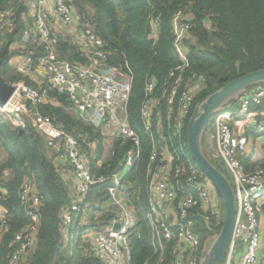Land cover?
<instances>
[{
    "label": "built area",
    "instance_id": "1",
    "mask_svg": "<svg viewBox=\"0 0 264 264\" xmlns=\"http://www.w3.org/2000/svg\"><path fill=\"white\" fill-rule=\"evenodd\" d=\"M21 5L25 26L18 44L24 50L16 71L29 76L35 85L24 80L9 83L14 87L13 98L0 106V114L11 116L8 120L14 125L37 129L55 169L71 173L72 194L60 212L63 239H68L70 226L77 223L78 243L84 255L101 264H132L130 242L138 209L132 203V186L125 177L137 167L147 145L144 202L152 252L142 264H200L204 244L200 243L195 223L204 222L212 236L223 226L224 210L216 189L190 160L183 142L195 98L206 86L202 75H184L188 66L185 42L192 25L189 15L178 12L172 19L170 31L179 64L159 85L152 78L146 79L136 129L129 123L127 108L131 73L111 64V51L71 0H8L0 8V31L15 26V9ZM157 30L158 20L153 18L151 39H156ZM61 41L75 46L77 60L61 58ZM34 47H40L42 54L36 57ZM44 82L50 90L66 94L68 110L101 133L108 149L106 158L113 154L115 141L125 147L114 169L106 173L92 171L91 159L98 156L95 158L90 151L96 143L86 136L90 148L86 151L79 137L38 111L37 104L47 98L46 91L39 87ZM235 102V106L230 104L213 115L204 132L210 150L207 155L217 157L225 166L236 199V219L223 264H264V230L260 234L259 228L264 216V167L246 171L240 159L248 155L249 132L264 134V112L250 111L264 102V83L248 89ZM106 158L96 160L95 166L101 167ZM123 166L127 171L120 179L116 170ZM98 184H105L109 204L116 207L100 213H109L106 232L94 230L90 219L98 220L100 214L92 216L86 201L90 189ZM3 196L4 190L0 189V199ZM19 199L30 221L15 232L6 264L20 263L32 250L39 227L40 197L29 178L21 184ZM135 199H140L139 191ZM4 218L0 214V235ZM117 223L118 228H114ZM239 252L240 258L236 259ZM166 256L169 259L165 263Z\"/></svg>",
    "mask_w": 264,
    "mask_h": 264
},
{
    "label": "trees",
    "instance_id": "2",
    "mask_svg": "<svg viewBox=\"0 0 264 264\" xmlns=\"http://www.w3.org/2000/svg\"><path fill=\"white\" fill-rule=\"evenodd\" d=\"M8 0H0V8ZM82 19L88 21L97 34L104 40L107 50L111 51L110 62L121 65L131 73V94L128 100L129 123L138 129V111L143 99L144 84L152 78L158 85L168 75L170 69L179 64L173 45L171 22L178 12L191 18L185 47L187 48L188 66L184 75L195 73L205 78L206 86L195 98L192 111L210 93L216 91L229 80L244 73L264 67V0H71ZM8 3V2H7ZM24 6L15 9V26L4 35L0 46L1 74L6 82L23 79L20 73H12L10 59L16 53L11 45L20 42V35L25 26L22 21ZM187 12V14H186ZM158 20L157 37H149L150 21ZM1 37V38H3ZM61 58L77 60L76 48L68 41H61ZM35 56L42 54L40 47L33 48ZM36 62V59H35ZM25 82L35 85L29 76ZM46 91V100L37 104L38 111L60 124L66 132L79 137L82 146L90 151L88 138L96 143L99 152L103 148L101 133L78 119L68 107V97L49 89L46 82L40 86ZM234 101L230 104L235 106ZM252 112H264V102L250 108ZM192 113V112H191ZM209 126L206 125V129ZM205 129V130H206ZM206 132V131H205ZM255 138L254 132H249ZM88 136V138L86 137ZM144 138V135L141 134ZM205 137H203L204 142ZM185 151L192 162L186 140V126L183 133ZM124 146L114 142L113 154L109 155L101 167H96V160L90 165L94 172H110L122 157ZM0 189L4 196L0 204L6 213L1 225L0 264H6L11 252V242L15 232L29 223L26 209L19 199V189L25 178L34 182L40 197L39 227L35 244L18 264H101L90 255H84L77 232V223L70 226L68 239L61 235L60 212L70 201L67 181L55 169L48 157L43 135L33 127H24L19 131L11 122L0 114ZM148 156V146L144 145L137 167L132 168L125 177L131 184L132 203L138 209L137 225L133 229L130 242L131 263L142 264L151 254L150 231L145 219L146 205L144 173ZM212 163L230 180L226 171L219 164ZM246 171L255 167H264V155L252 164L248 159L240 158ZM4 171L6 173H4ZM105 184L93 186L86 196V201L107 200ZM139 191L140 199L136 200ZM219 195V194H218ZM220 199V196H219ZM222 208L223 203L220 199ZM92 216L100 210L93 209ZM100 214V212L98 213ZM107 214H100L91 225H98ZM200 243L203 245L210 236L204 222L195 223ZM72 237L77 238L74 249L69 248ZM169 256H166L168 261Z\"/></svg>",
    "mask_w": 264,
    "mask_h": 264
},
{
    "label": "water",
    "instance_id": "3",
    "mask_svg": "<svg viewBox=\"0 0 264 264\" xmlns=\"http://www.w3.org/2000/svg\"><path fill=\"white\" fill-rule=\"evenodd\" d=\"M1 64V62H0ZM264 83V67L244 73L226 82L195 105L186 125V140L191 159L210 180L224 206V222L218 233L204 243V254L200 264H223L232 229L236 219V199L230 180L207 157L203 149L206 124L217 112L237 101L248 89ZM14 91L1 74L0 66V106H4ZM24 131V126H16ZM119 168V167H118ZM123 188H126L124 186ZM107 223V217L98 225ZM117 223L114 228H118Z\"/></svg>",
    "mask_w": 264,
    "mask_h": 264
},
{
    "label": "rangeland",
    "instance_id": "4",
    "mask_svg": "<svg viewBox=\"0 0 264 264\" xmlns=\"http://www.w3.org/2000/svg\"><path fill=\"white\" fill-rule=\"evenodd\" d=\"M9 30L10 29H7V30H3V31H0V46H1V43H2V40L4 39V35H6V33L8 32L9 33ZM1 37H3V38H1ZM20 41H21V39H20ZM12 72V71H11ZM13 73V72H12ZM15 74L17 73L18 74V72L17 71H15L14 72ZM22 75V74H21ZM22 77H23V79H20V80H24L25 79V76L24 75H22ZM25 81V80H24ZM8 83H11V82H8ZM230 105V104H229ZM2 115H4V117L5 118H9V117H11V116H7V114H2ZM212 119V118H211ZM211 119L208 121V125L210 124V122H211ZM206 124V125H207ZM14 126V125H13ZM27 127H29V126H27ZM207 127H209V126H207ZM210 129H211V126H210ZM257 135L255 136V138H253L251 135H250V133H249V135H250V138H249V143H248V146L249 145H252V144H256V145H264V134H261V133H256ZM103 148H102V150H101V152H99V150H98V146H95V144H93V147L91 148V151H90V154H92L95 158L98 156V159L97 160H101L102 161V159L103 158H106V156L108 155V149H107V145H106V143L103 141ZM96 147V148H95ZM255 147V146H254ZM257 148H260V147H257ZM203 149H204V152H205V154L207 155V153L210 155V150H209V146H208V142L207 141H204L203 142ZM206 149V150H205ZM256 149V148H255ZM261 149V148H260ZM262 151H264L263 149H261ZM212 158V160L214 161V162H216L217 164H219V166L221 167V169L222 170H224V171H226V168H225V166L222 164V162L217 158V157H211ZM107 159V158H106ZM126 171H127V167L126 166H123V167H121V168H118L117 170H116V175L120 178V179H122L124 176H125V174H126ZM226 173H227V171H226ZM227 175H228V173H227ZM229 176V175H228ZM110 203V200L109 199H107V200H105V201H103V202H101L100 203V199H97V200H91V201H89V204H88V209H89V211L90 212H94V210L93 209H95V208H98L100 211V213H101V211L102 212H105V211H107V210H110V208L112 209V210H116V207L115 206H112V205H110L109 204ZM98 212V213H99ZM97 213V214H98ZM4 215V214H3ZM222 220L224 221V215H223V218H222ZM259 228H260V230H261V232H260V234H263V230H264V216L262 217V221L260 222V224H259ZM109 229V226L108 225H106V224H103V225H95L94 226V230L95 231H99V232H106L107 230ZM77 245V238L76 237H72V239H70V242H69V248H71V249H74L75 248V246ZM240 251V250H239ZM238 255H239V257H235L234 256V259L236 258V259H239L240 258V252L238 253ZM233 264H235V263H233Z\"/></svg>",
    "mask_w": 264,
    "mask_h": 264
},
{
    "label": "crops",
    "instance_id": "5",
    "mask_svg": "<svg viewBox=\"0 0 264 264\" xmlns=\"http://www.w3.org/2000/svg\"><path fill=\"white\" fill-rule=\"evenodd\" d=\"M19 42L13 43L11 45V50H13L14 52H16L12 58L10 59V69L12 70V72L16 71V64L19 63L21 61L22 58V52L24 50V48H22L21 44H18ZM20 45V47H19ZM36 74L41 77L42 73L40 74V72L36 71ZM12 124V123H11ZM14 125V124H12ZM15 127L17 125H14ZM255 146V147H254ZM261 149L264 150V145H256L255 143L252 145L248 146V155L247 153L244 154V158H246V160L248 161V163L252 164V162H256L257 160L261 159L262 155H264V151H262ZM256 148V149H255ZM4 154L2 152H0V158L4 157ZM62 176L65 178V180L67 181V186H68V190H69V195L71 197L72 194V177H71V173L69 171H65L61 173ZM224 210V209H223ZM6 210L5 208L0 204V214H5Z\"/></svg>",
    "mask_w": 264,
    "mask_h": 264
},
{
    "label": "bare ground",
    "instance_id": "6",
    "mask_svg": "<svg viewBox=\"0 0 264 264\" xmlns=\"http://www.w3.org/2000/svg\"><path fill=\"white\" fill-rule=\"evenodd\" d=\"M12 98H13V97L11 96V97H10V100H11Z\"/></svg>",
    "mask_w": 264,
    "mask_h": 264
}]
</instances>
